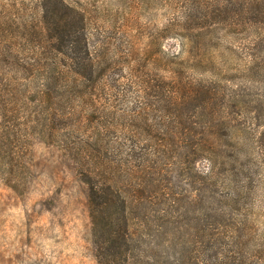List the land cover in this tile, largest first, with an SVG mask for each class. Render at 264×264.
<instances>
[{"label": "trees", "instance_id": "1", "mask_svg": "<svg viewBox=\"0 0 264 264\" xmlns=\"http://www.w3.org/2000/svg\"><path fill=\"white\" fill-rule=\"evenodd\" d=\"M175 5L154 41L159 51L164 37L179 41L167 64L108 59L85 10L67 0H39V16L21 31L38 59L1 37L0 178L24 194L32 139L56 144L87 188L96 264H264V237L237 192L248 164L240 139L264 104V0ZM223 41L248 55L236 88L191 73L219 65ZM188 45L208 53L203 65L181 59ZM198 177L192 199L172 191L173 179L186 186ZM182 233L199 236L189 257Z\"/></svg>", "mask_w": 264, "mask_h": 264}, {"label": "rangeland", "instance_id": "2", "mask_svg": "<svg viewBox=\"0 0 264 264\" xmlns=\"http://www.w3.org/2000/svg\"><path fill=\"white\" fill-rule=\"evenodd\" d=\"M38 1L0 0V38L6 45L16 40L19 54L35 59L39 58L36 49L31 45L28 47L21 31L39 16ZM67 1L85 10L91 38L100 44L106 57L117 64L127 66L128 61L152 64L160 56L162 64H167L181 48L179 41L171 37L163 38L160 51L154 45L158 28L173 14L178 0ZM11 23L10 35L3 36L2 28L7 30ZM189 46L181 59L197 64L200 58L199 63L203 65L201 57L208 53ZM216 49L219 65L215 68L206 64L199 66L192 75L212 78L214 73L229 88L245 83L249 65L246 49L227 41L221 42ZM210 67L211 71L205 70ZM261 103H264V97L258 104ZM255 115L248 124V133L240 139L246 144L242 158L248 164L243 171L247 177L237 192L241 197L238 205L246 215L247 223L254 226L256 236L264 237V104ZM221 140L225 138L222 136ZM27 161L31 177L24 194L16 193L0 178V264H96L87 188L80 180L74 162L56 144L37 137L30 143ZM204 165L199 162L197 167L203 169ZM173 180L174 193L181 192L189 200L193 198L195 189L192 186L199 182V177L186 186ZM196 186L199 187V183ZM191 213L188 222L194 225L197 215ZM154 228L150 230L151 235ZM189 238L190 241L187 233H182L179 238L184 241L186 257L194 253L199 236L190 235Z\"/></svg>", "mask_w": 264, "mask_h": 264}]
</instances>
